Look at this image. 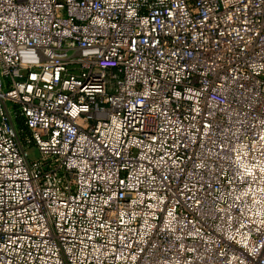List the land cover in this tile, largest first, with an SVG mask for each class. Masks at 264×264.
Returning <instances> with one entry per match:
<instances>
[{
    "label": "built area",
    "instance_id": "obj_1",
    "mask_svg": "<svg viewBox=\"0 0 264 264\" xmlns=\"http://www.w3.org/2000/svg\"><path fill=\"white\" fill-rule=\"evenodd\" d=\"M0 264H264V0H0Z\"/></svg>",
    "mask_w": 264,
    "mask_h": 264
},
{
    "label": "rangeland",
    "instance_id": "obj_2",
    "mask_svg": "<svg viewBox=\"0 0 264 264\" xmlns=\"http://www.w3.org/2000/svg\"><path fill=\"white\" fill-rule=\"evenodd\" d=\"M27 155H28V157L30 159H33V158L37 157L38 152H37L36 148L31 147V148L28 149V154Z\"/></svg>",
    "mask_w": 264,
    "mask_h": 264
}]
</instances>
